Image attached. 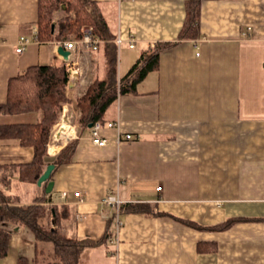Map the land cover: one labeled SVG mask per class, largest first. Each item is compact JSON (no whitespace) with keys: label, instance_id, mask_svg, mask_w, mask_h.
<instances>
[{"label":"crops","instance_id":"0c3cea01","mask_svg":"<svg viewBox=\"0 0 264 264\" xmlns=\"http://www.w3.org/2000/svg\"><path fill=\"white\" fill-rule=\"evenodd\" d=\"M89 1L97 3L112 39H101L96 51L80 47L66 61L56 45L65 40L37 37L38 0H0V106L12 79L44 65H65V94L76 98L85 79L84 90L105 78V45L115 46L117 95L99 131L105 144L92 143L89 126L76 123L59 140L53 138L58 122L51 128L47 164L71 140L76 147L51 173L53 188L43 205L66 210L58 211V224L48 218L50 227L94 243L80 264H264V0H202L192 38H180L189 0ZM118 36L134 47H118ZM21 37L27 44L18 53ZM166 44L157 67L120 94L121 78L140 55ZM123 47L129 53L119 72ZM69 67L77 69L75 76ZM40 118L37 111L0 113V125ZM32 158L31 146L0 139V191L18 206L36 203L45 192L43 183H24L17 175L16 167ZM108 196L122 201L117 245L109 243L116 211L104 202ZM126 205L145 210L124 211ZM228 219L235 221L226 229H204ZM0 227L10 234L0 264H34L31 233Z\"/></svg>","mask_w":264,"mask_h":264},{"label":"trees","instance_id":"16d2710c","mask_svg":"<svg viewBox=\"0 0 264 264\" xmlns=\"http://www.w3.org/2000/svg\"><path fill=\"white\" fill-rule=\"evenodd\" d=\"M202 0H189L186 3V17L180 38H192L196 34L199 18V7ZM61 5L66 7L65 15L56 22L55 35L51 33L53 13ZM91 29L93 37L111 40L107 24L100 13L96 2L89 0H38L37 29L38 39L47 41L52 38L64 40L71 35L81 38V28ZM170 44L155 46L143 52L128 73L121 78L118 88L120 94L130 93L135 84L157 67L161 50ZM106 76L104 79H94L85 93L79 97L75 105L80 112L78 124L88 127L90 123L104 124V114L114 102L117 95L115 81L116 53L115 46L105 45ZM68 75L65 65L58 67L44 65L29 68L23 75L12 79L8 87V99L0 106L2 114H23L40 112L41 118L35 124L0 125V139L15 138L22 145L33 148V158L30 163L17 166L16 172L20 181L37 184L43 170L48 165L46 161L49 136L52 126L59 118L64 104L68 103L65 94ZM76 141L71 140L56 155L51 164L54 169L68 163L74 154ZM50 178L42 184L46 188ZM47 201L43 192L36 203L18 206L13 198L0 191V225H18L31 233L35 240L34 264H80L81 253L94 243L88 239H72L64 235L57 227L46 228L42 220L50 216L56 223L61 220L65 207L47 209L43 204ZM124 211L139 212L142 206L126 205ZM58 211H61L60 218ZM67 214V212H66ZM235 219H228L214 228L226 229ZM10 234L0 227V258L6 256ZM106 240V238H105Z\"/></svg>","mask_w":264,"mask_h":264},{"label":"built area","instance_id":"2783aa9c","mask_svg":"<svg viewBox=\"0 0 264 264\" xmlns=\"http://www.w3.org/2000/svg\"><path fill=\"white\" fill-rule=\"evenodd\" d=\"M36 34H38V33H36ZM114 42L116 43V45L118 47L124 42H127L129 48L134 47V41L133 40L125 41L120 36L116 37ZM100 43H102L101 39L93 37L91 35V29L85 28L82 31L81 38L57 42L56 45L62 46L63 49L69 51L70 54L66 60V61H68V60H71V58H70L71 54L75 53V51L78 48L84 47V48H87L91 51H96L98 49ZM26 44H27V40L25 38L21 37L19 40L20 46L16 49V52H18V53L21 52L24 48V45H26ZM77 72L78 71L76 68L69 67V69H68L69 76H75ZM102 126L103 125L100 122H95V123H92L91 128H90L91 129L90 137H91L92 143H94L97 146H103L105 144V140L100 138V136H99V131L102 128ZM106 126L108 128H111V127L116 126V124L115 123H107ZM58 134H60V133H58V131H57V133L53 135V138L58 139V137H57ZM124 138L126 140H130L132 137L130 134H126V135H124ZM156 190L157 191L161 190V187H158ZM75 196L79 197L80 194L76 193ZM104 202L106 204L113 206L115 208V211H116V214L114 217V230H113V234H111L109 237V243L111 245H117L118 230H119V227L121 225L118 214H119V208H120V205L122 204V201L120 199H118V197H116V196H108L104 200Z\"/></svg>","mask_w":264,"mask_h":264},{"label":"rangeland","instance_id":"374dc122","mask_svg":"<svg viewBox=\"0 0 264 264\" xmlns=\"http://www.w3.org/2000/svg\"><path fill=\"white\" fill-rule=\"evenodd\" d=\"M65 10H66V7L63 6V5H61V7L59 8V10H57L56 12L53 13L52 24H54V27L56 26V22L66 14L65 13ZM85 28H89V27L83 26L81 28V33H82V31ZM68 39L69 40H72V39H79V38L75 37V35H71L69 38H66L64 40H68ZM127 51L128 50L125 47H123L122 50H121V59H120V62H119V72L124 71V66H125L124 63H125V59H126V56L125 55H126V53H129ZM137 51L138 50H133V54L136 53ZM78 64H79V62H78ZM84 77H86V75ZM88 78H90V76ZM86 80L87 79H85V81L80 85V86L83 87V91L79 88L81 90L80 91L81 93L78 94V96L76 98H68V103H66V104L63 105V107L65 106V108L67 109L66 112H63L62 111L63 109L60 111L61 113H60L59 119L57 120L58 127L56 128L55 131H57L58 129L60 130V127L59 126L64 125V124L66 125V127L64 126L63 131L60 130V132H59L60 134H64V131L70 130V127L71 126H73L74 124L78 123V119H79V116H80V112H79L78 108L76 107L75 102H76V100L79 97H81L83 95V92L85 93L86 90H84V89L88 85L86 83L88 80L87 81ZM68 105H70V106H68ZM65 135H66V133H65ZM44 226L46 228H49L50 227V221L48 219L46 220Z\"/></svg>","mask_w":264,"mask_h":264},{"label":"water","instance_id":"95a60500","mask_svg":"<svg viewBox=\"0 0 264 264\" xmlns=\"http://www.w3.org/2000/svg\"><path fill=\"white\" fill-rule=\"evenodd\" d=\"M64 8V7H63ZM51 32H54V24H51ZM57 52L65 59L67 60L68 56H69V51L63 49L62 46H59L57 49ZM91 127V124H89V128ZM59 136V134L57 135V137ZM54 170V165L53 164H48L46 166V168L44 169V171L42 172L41 176L39 177L38 181H37V185H41L42 183L46 182L49 178L50 175L52 173V171ZM53 188V182L49 181L46 185L45 188V193L49 194L52 191Z\"/></svg>","mask_w":264,"mask_h":264},{"label":"bare ground","instance_id":"6f19581e","mask_svg":"<svg viewBox=\"0 0 264 264\" xmlns=\"http://www.w3.org/2000/svg\"><path fill=\"white\" fill-rule=\"evenodd\" d=\"M64 126L66 127V125L64 124V125H61L60 126V130H62L63 131V128H64ZM60 130L58 131V133L60 132ZM54 139H56V138H54ZM56 140H58V139H56ZM55 140V141H56ZM58 149V147H56V148H50V152H54V151H56Z\"/></svg>","mask_w":264,"mask_h":264}]
</instances>
